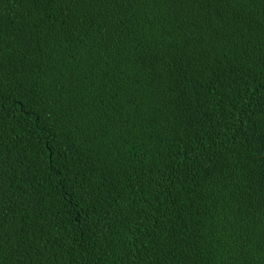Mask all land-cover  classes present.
I'll use <instances>...</instances> for the list:
<instances>
[{
    "label": "trees",
    "instance_id": "16d2710c",
    "mask_svg": "<svg viewBox=\"0 0 264 264\" xmlns=\"http://www.w3.org/2000/svg\"><path fill=\"white\" fill-rule=\"evenodd\" d=\"M0 264H264V0H0Z\"/></svg>",
    "mask_w": 264,
    "mask_h": 264
}]
</instances>
